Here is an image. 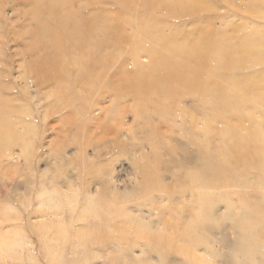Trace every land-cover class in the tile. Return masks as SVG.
<instances>
[{
	"label": "rangeland",
	"instance_id": "374dc122",
	"mask_svg": "<svg viewBox=\"0 0 264 264\" xmlns=\"http://www.w3.org/2000/svg\"><path fill=\"white\" fill-rule=\"evenodd\" d=\"M0 8V264H264V0Z\"/></svg>",
	"mask_w": 264,
	"mask_h": 264
},
{
	"label": "bare ground",
	"instance_id": "6f19581e",
	"mask_svg": "<svg viewBox=\"0 0 264 264\" xmlns=\"http://www.w3.org/2000/svg\"><path fill=\"white\" fill-rule=\"evenodd\" d=\"M22 1H23V0H22ZM24 1H25V0H24ZM31 1H32V0H31ZM36 1H37V0H36ZM101 1H102V0H101ZM125 1H126V0H125ZM10 2H11V1H10ZM240 2H241V1H240ZM242 2H243V1H242ZM87 3H88V2H87ZM81 4H82V3H81ZM118 4H119V3H118ZM241 4H242V3H241ZM74 5H75V4H74ZM93 5H94V3H93ZM125 5H126V4H125ZM132 5H133V4H132ZM182 5H183V7H187L185 3L181 4V7H182ZM6 6H7V5H6ZM70 6H71V5H70ZM79 6H80V5H79ZM122 6H123V5H122ZM191 6H192V5H191ZM211 6H212V5H211ZM251 6H252V5H251ZM253 6H254V5H253ZM84 7H85V6H84ZM84 7H83V8H84ZM220 7H221V6H220ZM17 8H18V6H17ZM17 8H16V9H17ZM29 8H30V7H29ZM29 8H28V9H29ZM86 8H87V7H86ZM121 8H122V7H121ZM193 8H194V7H193ZM196 8H197V7H196ZM11 9H12V8H11ZM72 9H73V8H72ZM93 9H94V8H93ZM186 9H187V8H186ZM198 9H199V8H198ZM0 10L2 11L1 8H0ZM4 10H6V9H4ZM31 10H32V9H31ZM31 10H29V11H31ZM81 10L84 11V10H86V9L84 8V10H83V9H81ZM81 10H79V11H81ZM125 10H126V9H125ZM32 11H33V10H32ZM82 11H81V12H82ZM99 11H100V10H99ZM129 11H130V10H129ZM191 11H194V10L191 9ZM196 11H197V10H196ZM198 11H199V10H198ZM248 11H249V10H248ZM13 12H14V10H13ZM183 12H185V11H183ZM10 13H11V12H10ZM76 13H77V10H76ZM259 13H260V12H259ZM261 13H262V12H261ZM2 14H3V16H5L4 13H2ZM84 14H86V13L84 12ZM133 14H134V13H133ZM174 14H177V13H173V15H174ZM0 15H1V14H0ZM8 15H9V14H8ZM13 15H14V14H13ZM38 15H39V14H38ZM40 15H42V14H40ZM168 15H169V14H168ZM179 15H180V14H179ZM187 15H188V14H187ZM197 15H198V14H197ZM218 15H219V14H218ZM220 15H221V14H220ZM246 15H247V14H246ZM252 15H254V14H252ZM24 16H25V15H24ZM95 16H97V15H95ZM174 16H175V15H174ZM188 16H189V15H188ZM1 17H2V16H1ZM120 17H121V16H120ZM218 17H220V16H218ZM2 18H3V17H2ZM4 18H5V17H4ZM37 18H38V17H37ZM189 18H190V17H189ZM199 18H200V17H199ZM215 18H216V16H215ZM19 19H20V18H19ZM19 19H18V20H19ZM57 19H58V18H57ZM190 19H191V18H190ZM15 20H16V19H15ZM18 20H17V21H18ZM39 20H40V19H39ZM80 20H81V19H80ZM202 20H203V19H202ZM202 20H201V21H202ZM22 21H23V20H22ZM22 21H21V22H22ZM28 21H29V20H28ZM128 21H129V20H128ZM171 21H173V20H171ZM198 21H199V20H198ZM203 21H204V20H203ZM203 21H202V22H203ZM2 22H3V21H2ZM10 22H11V21H10ZM15 22H16V21H15ZM21 22H20V23H21ZM71 22H72V21H71ZM17 23H18V22H17ZM138 23H139V22H138ZM187 23H188V22H187ZM4 24H5V23H4ZM7 24H8V23H7ZM12 24H13V23H12ZM96 24H97V22H96ZM129 24H130V23H129ZM90 25H91V24H90ZM93 25H94V24H93ZM99 25L101 26V24H99ZM180 25H181V23H180ZM194 25H195V24H194ZM196 25H197V24H196ZM0 26H1V25H0ZM7 26H8V25H7ZM7 26H5V27H7ZM26 26H27V25H26ZM198 26H199V24H198ZM200 26H201V25H200ZM10 27H11V25H10ZM45 27L47 28L46 25H45ZM59 27H60V26H59ZM94 27H96V26H94ZM112 27H114V26L112 25ZM115 27H116V26H115ZM178 27H179V26H178ZM178 27H177V28H178ZM53 28L56 29L55 27H53ZM158 28H160V27H158ZM234 28H235V27H234ZM108 29H109V28H108ZM245 29H246V28H245ZM245 29H244V30H245ZM49 30H50V29H49ZM62 30H63V29H62ZM90 30H91V29H90ZM249 30H250V29H249ZM104 31H105V30H104ZM108 31H109V30H108ZM108 31H107V32H108ZM159 31H160V30H159ZM247 31H248V30H247ZM0 32H2V31H0ZM26 32H27V31H26ZM111 32H112V31H111ZM145 32H146V30H145ZM183 32H184V31H183ZM198 32H199V30H198ZM245 32H246V30H245ZM113 33H114V32H113ZM184 33H185V32H184ZM11 34H12V33H11ZM197 34H198V33H197ZM200 34H201V33H200ZM203 34H204V33H203ZM219 34H220V33H219ZM236 34H237V33H236ZM236 34H235V35H236ZM27 35H28V34H27ZM111 35H112V34H111ZM254 35H255V34H254ZM68 36H69V35H68ZM107 36H108V34H107ZM143 36H144V35H143ZM147 36H148V35H147ZM181 36H182V35H181ZM239 36H241V35H239ZM239 36H238V37H239ZM24 37H25V35H24ZM66 37H67V36H66ZM105 37H106V36H105ZM73 38H74V37H73ZM91 38H93V37H91ZM119 38H120V37H119ZM143 38H144V37H143ZM255 38H256V37H255ZM259 38H260V37H259ZM263 38H264V37H263ZM120 39H121V38H120ZM232 39H233V38H232ZM252 39H253V38H252ZM48 40H49V38H48ZM50 40H51V39H50ZM63 40H64V39H63ZM92 40H93V39H92ZM94 40H95V38H94ZM168 40H169V39H168ZM189 40H190V39H189ZM228 40H229V38H228ZM256 40H257V39H256ZM95 41H96V40H95ZM159 41H160V40H159ZM174 41H175V40H174ZM241 41H242V40H241ZM42 42H43V41H42ZM103 42H105V41H103ZM140 42H141V41H140ZM224 42H225V41H224ZM227 42H229V41H227ZM237 42H238V41H237ZM242 42H243V41H242ZM249 42H250V41H249ZM258 42H259V41H258ZM53 43H54V42H53ZM65 43H66V42H65ZM77 43H79V42H77ZM85 43H86V42H85ZM88 43H89V42H88ZM112 43H113V42H112ZM164 43H165V42H164ZM175 43H176V42H175ZM199 43H200V42H199ZM247 43H248V42H247ZM252 43H253V42H252ZM39 44H40V43H39ZM99 44H100V43H99ZM184 44H185V42H184ZM205 44H206V43H205ZM255 44H256V43H255ZM258 44H259V43H258ZM260 44H261V43H260ZM57 45H58V44H57ZM234 45H235V44H234ZM74 46H75V45H74ZM160 46H161V45H160ZM200 46H201V45H199V47H200ZM215 46H216V45H215ZM238 46H239V44H238ZM250 46L252 47V44H251ZM253 46H256V45H253ZM260 46L262 47V45H260ZM260 46H259V47H260ZM263 46H264V45H263ZM7 47H8V46H7ZM42 47H43V46H42ZM49 47L51 48V45H50ZM87 47H88V46H87ZM184 47H185V46H184ZM228 47H229V46H228ZM233 47H234V46H233ZM56 48H57V47H56ZM68 48H69V47H68ZM76 48H77V46H76ZM166 48H167V47H166ZM236 48H237V47H236ZM245 48H247L246 45H245ZM252 48H253V47H252ZM255 48H256V47H255ZM42 49H43V48H42ZM60 49H61V48H60ZM65 49H66V48H65ZM220 49H221V48H220ZM230 49H231V48H230ZM237 49H238V48H237ZM263 49H264V48H263ZM2 50H3V49H2ZM57 50H58V49H57ZM75 50H76V49H75ZM101 50H102V49H101ZM198 50H199V49H198ZM240 50H241V49H240ZM252 50H254V48H253ZM252 50H251V51H252ZM257 50H259V49H257ZM24 51H25V50H24ZM38 51H39V50H38ZM38 51H36V54H37ZM61 51H62V50H61ZM105 51H106V50H105ZM181 51H183V50H181ZM192 51H193V50H192ZM232 51H233V50H232ZM232 51H231V52H232ZM28 52H29V51H28ZM39 52H40V51H39ZM48 52H49V51H48ZM51 52H52V51H51ZM62 52H63V51H62ZM162 52H163V50H162ZM173 52H174V50H173ZM187 52H188V50H187ZM198 52H199V51H198ZM226 52H227V51H226ZM29 53H30V52H29ZM41 53L44 54L45 52L42 51ZM55 53H56V52H54V54H55ZM78 53H79V52H78ZM97 53H98V52H97ZM181 53H182V52H181ZM183 53H184V52H183ZM188 53H189V54L191 53V54H190L191 56L193 55L192 52H188ZM211 53H212V52H211ZM224 53H225V52H224ZM227 53H228V52H227ZM239 53H240V52H239ZM239 53H238V54H239ZM255 53H256V52H255ZM262 53H263V52H262ZM33 54H34V53H33ZM33 54H32V55H33ZM47 54H48V53H47ZM52 54H53V52H52ZM58 54H59V53H58ZM99 54H100V53H99ZM103 54H104V53H103ZM174 54H175V52H174ZM216 54H217V53H216ZM238 54H235V55L239 56ZM242 54H243V53H242ZM245 54H246V53H245ZM245 54H243V55H245ZM253 54H254V53H252V55H253ZM37 55H38V54H37ZM40 55H42V54H40ZM49 55H50V53H49L48 55H46V56L48 57ZM60 55H61V54H60ZM66 55H67V54H66ZM222 55H223V54H222ZM243 55H241V58H243V57H242ZM254 55H255V54H254ZM28 56H29V55H28ZM51 56H52V55H51ZM88 56H89V55H88ZM175 56H176V55H175ZM177 56H179L180 59L183 58V57L181 58L180 55H177ZM194 56H195V55H194ZM194 56H193V58H194ZM208 56H209V55H208ZM224 56H225V55H224ZM231 56H233V54H232ZM263 56H264V54H263ZM29 57H30V56H29ZM63 57H64V56H63ZM66 57H67V56H66ZM172 57H173V56H172ZM249 57H250V56H249ZM257 57H258V56H257ZM27 58H28V57H27ZM31 58H32V57H31ZM42 58H43V57H42ZM42 58H39L38 60H40V59H42ZM58 58H59V57H58ZM99 58H100V57H99ZM107 58H108V57H107ZM205 58H206V57H205ZM237 58H238V57H237ZM43 59H44V58H43ZM63 59H64V58H63ZM96 59H97V58H96ZM103 59H104V58H103ZM169 59L171 60V58H169ZM186 59H187V58H186ZM194 59H195V58H194ZM227 59H228V58H227ZM229 59H230V58H229ZM229 59H228V60H229ZM239 59H240V57H239ZM245 59H246V58H244L243 60H245ZM250 59H251V58H250ZM252 59H253V58H252ZM252 59L249 60L251 63H252ZM256 59H257V58H256ZM33 60H34V59H32V62H33ZM44 60H45V59H44ZM44 60H43V61H44ZM47 60H48V59H47ZM49 60H51V59H49ZM66 60H67V59H66ZM93 60H94V59H93ZM98 60H99V59H98ZM208 60H210V58H209ZM217 60H218V58H217ZM220 60H221V59H219V62H220ZM243 60H242V61H243ZM254 60H255V59H254ZM254 60H253V61H254ZM259 60H261V59H259ZM263 60H264V59H263ZM45 61H46V60H45ZM55 61H56V60H55ZM62 61H63V60H62ZM71 61H72V60H71ZM95 61H96V60H95ZM102 61H103V60H102ZM213 61H214V60H213ZM229 61H230V60H229ZM236 61H237V60H236ZM34 62H35V60H34ZM40 62H41V61H40ZM53 62H54V61H53ZM89 62H90V61H89ZM104 62H105V61H104ZM148 62H149V61H148ZM164 62H165V61H164ZM173 62H174V61H173ZM180 62H183V61L181 60ZM185 62H187V60H186ZM232 62H233V61H232ZM246 62H247V60H246ZM56 63H57V62H56ZM92 63H93V62H92ZM94 63H96V62H94ZM101 63H103V62H101ZM171 63H172V61H171ZM191 63H192V61H191ZM220 63H221V62H220ZM226 63H227V62H226ZM229 63H230V62H229ZM251 63H250V64H251ZM262 63H263V62H262ZM47 64H48V62H45V63H43L42 65H40V64H38V63L33 64V65L30 64L32 67H30L29 70H31V71H35V70L37 71V70H38L37 73H39V71H42V70L46 69ZM50 64H51V63H50ZM213 64H215V63H213ZM227 64H228V63H227ZM227 64H226V65H227ZM232 64H233V65H231V66H234V67L237 66V65H234V64H237V63H235V62H233ZM240 64H241V63H240ZM246 64H247V63H246ZM250 64H248V65H250ZM252 64H253V63H252ZM258 64H259V63H258ZM85 65H86V64H85ZM102 65H103V64H102ZM185 65H186V64H185ZM253 65H254V64H253ZM60 66H61V65H60ZM71 66H72V65H71ZM195 66H196V65H195ZM195 66H194V67H195ZM239 66H240V65H239ZM255 66H256V65H255ZM258 66H259V65H258ZM25 67H26V66H25ZM99 67H100V66H99ZM101 67H102V66H101ZM181 67H182V66H181ZM191 67H192V66H191ZM224 67H225V66H224ZM250 67H251V66H250ZM50 68H51V67H50ZM228 68H230V67L228 66ZM231 68H232V67H231ZM231 68H230V69H231ZM241 68H242V66H241ZM245 68H246V67H245ZM254 68H255V67H254ZM52 69H53V68H52ZM176 69H177V68H176ZM205 69H206V67H205ZM221 69H222V68H221ZM230 69H229V70H230ZM235 69H236V68H235ZM247 69H248V68H247ZM25 70H28V69L26 68ZM55 70H56V69H55ZM170 70H171V69H170ZM190 70H191V69H190ZM193 70H194V69H193ZM193 70H192V71H193ZM208 70H209V69H208ZM213 70H214V69H213ZM219 70H220V69H219ZM219 70H218V71H219ZM254 70H255V69H254ZM60 71H61V70H60ZM126 71H127V70H126ZM177 71H178V70H177ZM206 71H207V70H206ZM209 71H210V70H209ZM214 71H215V70H214ZM249 71H250V70H249ZM249 71H248V72H249ZM43 72H44V71H43ZM46 72H47V71H46ZM53 72H54V71H53ZM103 72H104V71H103ZM105 72H106V71H105ZM183 72H184V71H183ZM197 72H198V71H197ZM258 72H259V71H258ZM31 73H32V72H31ZM54 73H55V72H54ZM56 73H57V72H56ZM56 73H55V74H56ZM244 73H245V72H244ZM262 73H263V72H262ZM35 74H36V73H35ZM42 74H43V73H42ZM42 74H41V75H42ZM60 74H61V73H60ZM126 74H127V72H126ZM178 74H179V73H178ZM180 74H181V73H180ZM197 74H198V73H197ZM211 74H213V72H212ZM225 74H226V73H225ZM231 74H232V73H231ZM259 74H260V73H259ZM38 75H39V74H38ZM66 75H68V74H66ZM95 75H96V74H95ZM99 75H100V74H99ZM188 75H189V74H188ZM240 75L242 76V73L239 74V78H241ZM263 75H264V74H263ZM50 76H51V75H50ZM58 76H59V75H58ZM72 76H73V75H72ZM100 76H101V75H100ZM100 76H99V77H100ZM102 76H103V75H102ZM227 76H228V75H227ZM55 77H56V76H55ZM104 77H105V75H104ZM156 77H157V76H156ZM156 77L154 76V78H156ZM163 77H165V76H163ZM168 77H169V75H168ZM190 77H191V76H190ZM215 77H216V75H215ZM225 77H226V76H225ZM229 77H231V76L229 75ZM237 77H238V75H237ZM237 77L234 76V78H237ZM263 77H264V76H263ZM263 77H261V78H263ZM49 78H50V77H49ZM52 78H53V77H52ZM177 78H178V76H177ZM181 78H183V77H181ZM45 79H46V78H45ZM50 79H51V78H50ZM58 79H59V78H58ZM75 79H76V78H75ZM88 79H89V78H88ZM90 79H91V78H90ZM94 79H95V78H94ZM97 79H98V78H97ZM97 79H96V80H97ZM100 79H102V78H100ZM162 79H163V78H162ZM168 79H171V78H168ZM179 79H180V78H179ZM185 79H186V78H185ZM185 79H184V80H185ZM221 79H222V78H221ZM227 79H228V77H227ZM230 79H231V78H230ZM230 79H229V80H230ZM106 80H107V79H106ZM166 80H167V79H166ZM175 80H176V79H175ZM177 80H178V79H177ZM184 80H183V81H184ZM222 80H223V79H222ZM232 80H233V79H232ZM236 80H237V79H236ZM236 80H235V81H236ZM238 80H239V79H238ZM240 80H241V79H240ZM242 80H244V77H242ZM39 81H40V80H39ZM55 81H56V79H55ZM82 81H83V80H82ZM90 81H91V80H90ZM97 81H100V80L98 79ZM97 81H96V82H97ZM168 81H169V80H168ZM179 81H180V80H179ZM192 81H193V80H192ZM219 81H220V79H219ZM72 82H74V81H72ZM75 82H76V81H75ZM79 82H81V80H80ZM79 82H78V84H79ZM85 82H86V80H85ZM87 82H88V81H87ZM87 82H86V83H87ZM185 82H186V81H185ZM185 82H184V83H185ZM224 82H225V81H224ZM242 82H243V81H242ZM255 82H256V81H255ZM257 82H258V81H257ZM37 83H38V81H37ZM41 83H42V82H41ZM47 83H48V82H47ZM83 83H84V82H83ZM86 83H85V85H86ZM97 83H98V82H97ZM229 83H230V82H229ZM43 84H44V83H43ZM78 84H77V87H78ZM80 84H82V83H80ZM95 84H96V83H95ZM190 84H191V83H190ZM193 84H194V82H193ZM219 84H220V83H219ZM224 84H225V83H224ZM172 85H174V84L172 83ZM222 85H223V83H222ZM260 85H262V84H260ZM42 86H43V85H42ZM81 86H82V85H81ZM81 86H79V87H81ZM86 86H87V85H86ZM90 86H92V85H89V87H90ZM93 86H94V85H93ZM104 86H105V85H104ZM215 86H216V85H215ZM218 86H219V85H218ZM223 86H224V85H223ZM89 87H88V88H89ZM82 88H83V86H82ZM82 88H81V89H82ZM93 88H94V87H93ZM100 88H101V87H100ZM137 88H138V87H137ZM220 88H221V86H220ZM222 88H223V87H222ZM224 88H225V87H224ZM247 88H248V87H247ZM255 88H256V86H255ZM94 89H95V88H94ZM129 89H130V88H129ZM214 90H217V89H214ZM214 90H213V92H214ZM246 90H247V89H246ZM255 90H256V89H255ZM84 91H85V90H84ZM92 91H93V90H92ZM138 91H139V90H138ZM207 91H208V90H207ZM210 91H211V90H210ZM258 91H259V90H258ZM258 91H257V92H258ZM261 91H262V90H261ZM85 92H86V91H85ZM248 92H249V91H248ZM257 92H256V94H257ZM91 93H92V92H91ZM199 93H200V92H199ZM204 93H205V92H204ZM207 93H208V92H207ZM209 93H212V92H209ZM252 93H253V92H252ZM263 93H264V92H263ZM179 94H180V93H179ZM216 94H217V93H216ZM223 94H224V93H222V95H223ZM248 94H249V93H248ZM253 94H254V93H253ZM198 95H199V94H198ZM205 95H206V94H205ZM243 95H244V94H243ZM243 95H242V96H243ZM203 96H204V95H203ZM208 96H209V95H208ZM236 96H237V95H236ZM219 97H220V96H219ZM222 97H223V96H222ZM228 97H229V95H228ZM239 97H240V96H239ZM239 97H238V98H239ZM259 97H260V96H259ZM224 98H225V97H224ZM230 98H231V96H230ZM235 98H236V97H235ZM241 98H242V97H241ZM208 99H209V98H208ZM222 99H223V98H222ZM225 99H227V98H225ZM249 99H250V98H249ZM181 100H182V98H181ZM237 100H238V99H237ZM212 101H214V100H212ZM240 101H241V100H240ZM218 102H219V101H218ZM220 102H221V101H220ZM224 102H225V101H224ZM181 103H182V102H181ZM214 103H216V101H215ZM221 103H222V102H221ZM227 103H228V102H227ZM228 104H230V103H228ZM259 104H260V103H259ZM262 104H263V103H262ZM262 104H261V105H262ZM226 105H227V104H226ZM231 105H232V104H231ZM257 105H258V104H257ZM217 106H218V105H217ZM243 106H244V105H243ZM248 106H249V105H248ZM255 107H257V106H255ZM255 107H254L253 110H256ZM257 108H258V107H257ZM217 109H218V107H217ZM225 109H227V108H225ZM230 109H231V108H230ZM227 110H228V109H227ZM231 110H232V109H231ZM242 110H243V109H242ZM259 110H260V108H259ZM224 111H226V110H224ZM232 111H233V110H232ZM234 111H235V110H234ZM248 112H249V111H247L246 113L249 114ZM251 112H252V111H250V113H251ZM263 112H264V111H263ZM15 113H16V112H15ZM179 113H180V112H179ZM253 113L255 114V112H253ZM253 113H251V114H253ZM257 113H258V112H257ZM258 115H259V114H257V117H258ZM262 115H264V114H262ZM3 116H4V115H3ZM254 116H256V115H254ZM261 117H262V116H261ZM255 119H256V118H255ZM259 119H261V118H259ZM262 119L264 120V118H262ZM245 121H246V120H245ZM261 121H262V120H261ZM203 122H204V121H203ZM180 123H181V122H180ZM185 124H186V123H185ZM200 124H201V122H200ZM204 125H205V124H204ZM179 126H180V124H179ZM180 127H181V126H180ZM238 127H239V126H238ZM239 130H240V129H239ZM241 130H242V129H241ZM243 130H244V129H243ZM243 130H242V131H243ZM9 131H10V130H9ZM13 131H14V130H13ZM225 132H226V131H225ZM11 133H12V131H11ZM11 133H10V134H11ZM59 134H60V133H59ZM190 135H191V134H190ZM192 135H193V134H192ZM11 136H13V135H11ZM14 136H15V135H14ZM250 136H251V135H250ZM8 137H9V135H8ZM10 138H11V137H10ZM210 138H211V137H210ZM20 139H21V138H20ZM7 140H8V139H7ZM11 140H12V139H10L9 141H11ZM15 140H17V138H16ZM15 140H14V141H15ZM217 141H218V140H217ZM1 142H2V141H1ZM7 143L9 144V142H7ZM24 143H26V142L24 141ZM27 143H28V142H27ZM31 144H32V143H31ZM31 144H30V145H31ZM0 145H1V144H0ZM21 145H22V144H21ZM21 145H20L19 147H22ZM34 145H35V144H34ZM34 145H33V146H34ZM41 145H42V144H41ZM52 145H53V144H52ZM189 146H190V145H189ZM3 147H4V146H3ZM25 147L27 148V145H26ZM193 147H194V146H193ZM227 147H228V146H227ZM64 150H65V149H64ZM31 151H32V150H31ZM196 151H198V150H196ZM25 153H26V152H25ZM9 155H10V154H9ZM9 155H8V156H9ZM31 155H32V153H31ZM17 156H18V155H17ZM32 157H33V156H32ZM99 157H100V156H99ZM212 157H213V156H212ZM199 162H200V161H199ZM249 162H250V161H249ZM244 163H245V162H244ZM261 163H262V161H261ZM261 163H260V164H261ZM241 164H242V163H241ZM253 164H254V163H253ZM244 165H245V164H244ZM258 165H259V164H258ZM261 165H262V164H261ZM7 166H8V165H7ZM12 167H13V166H12ZM204 167H205V166H204ZM252 167L254 168V166H252ZM262 167H264V165L261 166L260 168H262ZM31 169H32V168H31ZM200 169H201V168H200ZM202 169H203V167H202ZM205 169H206V167H205ZM7 170H8V169H7ZM29 170H30V169H29ZM203 171H204V169H203ZM255 171H256V170H255ZM260 171H261V170H260ZM200 173H202V172H200ZM261 173H263V171H262ZM198 174H199V172H198ZM200 175H201V174H200ZM235 176H236V175H235ZM99 177H100V176H99ZM101 177H102V176H101ZM191 177H193V176L191 175ZM236 177H237V176H236ZM142 178H143V177H142ZM254 178H255V177H254ZM105 179H106V178H105ZM231 179H232V178H231ZM10 180H11V179H10ZM106 180H107V179H106ZM143 180H144V179H143ZM190 180H191V179H190ZM198 180H199V179H198ZM240 180H241V179H240ZM40 181H41V180H40ZM144 181H145V180H144ZM194 181H195V179H194ZM249 181H250V179H249ZM11 182H12V181H11ZM61 182H62V181H61ZM190 182H191V181H190ZM197 182H199V181H197ZM76 183H77V182H76ZM93 183H94V182H93ZM110 183H111V182H110ZM110 183H109V184H110ZM193 183H194V182H193ZM197 184H198V183H197ZM259 184H260V183H259ZM39 185H40V183H39ZM77 185H78V184H77ZM105 185H106V184H105ZM110 185H112V184H110ZM193 185H195V184H193ZM193 185H192V188L194 187ZM71 186H72V185H71ZM73 186H75V185H73ZM107 186H108V185H107ZM40 187H41V186H40ZM69 187H70V186H69ZM69 187H68V188H69ZM75 187H77V186H75ZM37 188H38V187H36V189H37ZM61 188H62V187H61ZM77 188H78V187H77ZM71 189H72V188H71ZM73 189H74V188H73ZM75 189H76V188H75ZM75 189H74V190H75ZM74 190H73V191H74ZM100 190H101V189H100ZM43 191H44V190H43ZM66 191H67V190H66ZM68 191H69V190H68ZM71 191H72V190H71ZM76 191H77V190H76ZM33 192H34V191H33ZM36 192H37V191H36ZM44 192H45V191H44ZM98 192H99V191H98ZM70 193H71V192H70ZM12 194H13V192H12ZM24 194H25V193H24ZM38 194H39V193H38ZM55 194H56V193H55ZM86 194H87V193H86ZM8 195H9V194H8ZM27 195H28V194H27ZM61 195H62V194H61ZM61 195H59V197H60ZM87 195H88V194H87ZM22 196H23V195H22ZM54 196H55V195H54ZM66 196H67V195H66ZM74 196H75V195H74ZM173 196H174V195H173ZM17 197H19V196H17ZM6 198H7V197H6ZM51 198H52V197H51ZM70 198H71V196H70ZM73 198H74V197H73ZM194 198H195V197H194ZM248 198H249V197H248ZM8 199H9V198H8ZM19 199H20V198H19ZM63 199H64V198H63ZM66 199H67V198H66ZM83 199H84V198H83ZM153 199H155V198H153ZM189 199H190V198H189ZM197 199H198V197H197ZM256 199H257V198H255V200H256ZM4 200H5V199H4ZM61 200H62V199H61ZM88 200H89V199H88ZM200 200H201V199H200ZM259 200H260V199H259ZM6 201H7V200H6ZM18 201H19V200H18ZM29 201H30V200H29ZM39 201H40V200H39ZM71 202H72V201H71ZM71 202H68V203H71ZM73 202H74V201H73ZM155 202H156V201H155ZM184 202H185V201H184ZM196 202H199V201H196ZM2 203H3V202H2ZM171 203H172V202H171ZM193 203H195V202H193ZM261 203H262V202H261ZM263 203H264V202H263ZM14 204H16V203H14ZM39 204H40V203H39ZM114 204H115V203H114ZM152 204H153V203H152ZM152 204H151V205H152ZM249 204H250V203H249ZM6 205H7V204H6ZM26 205H27V204H26ZM88 205H89V204H88ZM8 206H9V205H8ZM61 206H62V205H61ZM86 206H87V205H86ZM93 206H94V205H93ZM245 206H247V205H245ZM245 206H244V207H245ZM62 207H63V206H62ZM67 207H68V206H67ZM69 207H70V206H69ZM82 207H83V206H82ZM87 207H88V206H87ZM113 207H114V206H113ZM247 207H248V206H247ZM1 208H3V207H1ZM256 208H258V206H257ZM71 209H72V208H71ZM80 209H81V208H80ZM84 209H86V208H84ZM84 209L81 210V211H84ZM87 209H89V207H88ZM92 209H93V208H92ZM138 209H139V205H138ZM245 209H246V208H245ZM95 210H96V209H95ZM102 210H103V209H102ZM109 210H110V209H109ZM113 210H114V209H113ZM134 210H136V209H134ZM134 210H133V211H134ZM233 210H234V209H233ZM239 210H240V209H239ZM62 211H63V209H62ZM89 211H90V209H89ZM89 211H88V212H89ZM99 211H100V210H99ZM99 211H98V213H99ZM103 211H104V210H103ZM103 211H101V212H103ZM138 211H139V210H138ZM140 211H141V210H140ZM143 211H144V210H143ZM226 211H228V209H227ZM226 211H225V212H226ZM229 211H230V210H229ZM229 211H228V212H229ZM243 211H244V210H243ZM245 211H246V210H245ZM68 212H69V211H68ZM108 212H110V211H108ZM150 212H151V211H150ZM158 212H159V211H158ZM158 212H157V213H158ZM237 212H238V211H237ZM251 212H252V211H251ZM74 213H75V212H74ZM78 213H79V212H78ZM80 213H81V212H80ZM82 213H83V212H82ZM145 213H146V212H145ZM152 213H153V211H152ZM169 213H170V212H169ZM238 213H240V212H238ZM66 214H68V213H66ZM71 214H72V213H71ZM75 214H76V213H75ZM83 214H84V213H83ZM87 214L89 215V213H87ZM150 214H151V213H150ZM231 214H234V213L232 212V213H230V215H231ZM73 215H74V214H73ZM76 215H77V214H76ZM147 215H148V213H147ZM155 215H157V214H154V216H155ZM235 215H236V213H235ZM237 215L239 216V214H237ZM81 216H82V215H81ZM103 216H104V214H103ZM139 216H140V214H139L137 217H139ZM141 216H142V215H141ZM141 216H140V217H141ZM29 217H30V216H29ZM95 217H96V216H94V218H95ZM104 217H105V216H104ZM114 217H115V216H114ZM140 217H139V218H140ZM144 217H146L145 214H144ZM168 217H169V216H168ZM184 217H185V216H184ZM194 217H195V216H194ZM233 217H234V216H233ZM133 218H134V217H133ZM218 218H219V217H218ZM226 218H227V217H226ZM226 218H225V219H226ZM100 219H101V218H100ZM110 219H111V218H110ZM112 219H113V218H112ZM123 219H124V218H123ZM194 219H195V218H194ZM115 220H116V219H115ZM141 220H143L142 217H141ZM153 220H154V219H153ZM100 221H101V220H100ZM104 221H105V220H104ZM173 221H174V220H173ZM0 222H2V221L0 220ZM109 222H110V221H109ZM135 222H136V221H135ZM147 222H148V221H147ZM171 222H172V220H171ZM171 222H169V223L171 224ZM102 223H103V220H102ZM120 223H121V222H120ZM157 223H158V222H157ZM161 223H162V221H161ZM165 223H166V222H165ZM235 223H236V221H235ZM261 223H262V222H261ZM105 224H106V223H105ZM110 224H111V223H110ZM127 224H128V223H127ZM143 224H144V223H143ZM149 224H150V221H149ZM106 225H108V224H106ZM129 225H130V224H129ZM158 225H159V224H158ZM160 225H161V224H160ZM167 225H168V224H167ZM187 225H188V222H187ZM1 226H2V225H1ZM112 226H115V225H112ZM139 226H140V225H139ZM143 226H144V225H143ZM143 226H142V227H143ZM163 226H164V224H163ZM152 227H153V226H152ZM94 228H95V227H94ZM96 228H97V226H96ZM155 228H156V227H155ZM24 229H25V228H24ZM97 229H98V228H97ZM152 229H153V228H152ZM99 230H100V229H99ZM146 230H147V229H146ZM164 230H166V229H164ZM171 230H172V229H171ZM175 230H176V229H175ZM253 230H254V228H253ZM95 231H96V230H95ZM155 231H156V230H155ZM172 231H174V230H172ZM141 232H142V230H141ZM145 232H146V231H145ZM138 233H139V231H138ZM142 233L144 234V232H142ZM155 233H156V232H155ZM95 234H96V232H95ZM147 234H148V233H147ZM147 234H146V235H147ZM152 234H154V233H152ZM152 234H151V235H152ZM157 234H158V233H157ZM161 234H162V233H161ZM166 234H167V233H166ZM171 234H172V233H171ZM174 234H175V233H174ZM174 234H173V235H174ZM155 235H156V234H155ZM148 236H150V235H148ZM157 236H158V235H157ZM159 236H161V235H159ZM146 237H147V236H146ZM154 238H155V236H154ZM105 239H106V238H105ZM107 239H108V238H107ZM109 239H112V238L109 237ZM144 239H145V238H144ZM83 240H84V239H83ZM96 240H97V238H96ZM147 240H148V239H147ZM156 240H157V239H156ZM164 240H165V239H164ZM174 240H175V239H174ZM76 241H77V240H76ZM91 241H92V240H91ZM94 241H95V240H94ZM104 241H105V240H104ZM112 241H114V240H112ZM145 241H146V239H145ZM162 241H163V240H162ZM165 241H166V240H165ZM165 241H164V242H165ZM263 241H264V240H263ZM263 241H262V242H263ZM159 242H160V241H159ZM164 242H163V243H164ZM75 243H76V242H75ZM99 243H100V241H99ZM102 243H103V242H102ZM146 243H147V242H146ZM157 243H158V242H157ZM253 243H254V241H253ZM27 244H28V243H27ZM78 244H79V243H78ZM78 244H77V245H78ZM97 244H98V243H97ZM103 244H105V243H103ZM115 244H118V243H115ZM164 244H165V246H166L167 243H164ZM88 245H90V244H88ZM111 245H112V244H111ZM119 245H120V244H119ZM124 245H125V244H124ZM149 245H150V243H149ZM155 245H156V244H155ZM83 246H84V245H83ZM146 246H147V245H146ZM162 246H164V245H162ZM168 246H169V245H168ZM77 247H78V246H77ZM127 247H128V246H127ZM115 248H116V247H115ZM119 248H120V247H119ZM144 248H145V247H144ZM146 248H147V247H146ZM147 249H148V248H147ZM147 249H146V250H147ZM149 249H150V248H149ZM166 249H169V247L166 248ZM117 250H118V249H117ZM192 250H193V249H192ZM200 250H201V249H200ZM234 250H235V249H234ZM236 252H237V251H236ZM213 253H215V252H213ZM256 253H257V251H256ZM212 255H213V254H212ZM260 256H261V255H260ZM261 258H262V260H263L264 257H261ZM258 259H259V258H258ZM255 260H256V259H255ZM262 260H261V261H262ZM261 261H259V262H261ZM181 262H184V261H181ZM181 262H179V263H181ZM185 262H186V260H185ZM262 262H263V261H262ZM176 264H177V263H176ZM250 264H251V262H250ZM252 264H253V262H252ZM254 264H255V263H254ZM261 264H262V263H261Z\"/></svg>",
	"mask_w": 264,
	"mask_h": 264
}]
</instances>
